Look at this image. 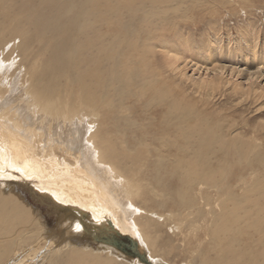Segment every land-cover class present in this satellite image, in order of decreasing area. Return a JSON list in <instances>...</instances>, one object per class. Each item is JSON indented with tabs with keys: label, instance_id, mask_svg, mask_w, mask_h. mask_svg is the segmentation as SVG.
Instances as JSON below:
<instances>
[{
	"label": "bare ground",
	"instance_id": "1",
	"mask_svg": "<svg viewBox=\"0 0 264 264\" xmlns=\"http://www.w3.org/2000/svg\"><path fill=\"white\" fill-rule=\"evenodd\" d=\"M170 1L0 0V264H134L106 239L116 230L153 263L170 264L159 250L182 242L185 264H264L256 199L225 196L222 180L198 187L183 157L173 166L189 183L169 182L164 135L155 151L138 123V110L167 99L149 80L151 56L181 58L159 37L162 15L179 8Z\"/></svg>",
	"mask_w": 264,
	"mask_h": 264
},
{
	"label": "rangeland",
	"instance_id": "2",
	"mask_svg": "<svg viewBox=\"0 0 264 264\" xmlns=\"http://www.w3.org/2000/svg\"><path fill=\"white\" fill-rule=\"evenodd\" d=\"M175 2L179 8L166 10L162 21L159 20L164 24L167 17L168 22L159 37L169 40L168 49L179 50L182 59L177 60L179 66L171 65L159 54H153L155 68L151 67L148 74L155 88L165 92L167 99L162 107L147 106L138 110L139 120L135 119L134 112L129 113L130 117L134 116L132 119L151 132L148 139L155 134L150 142L153 150L160 147L157 141L164 135L163 144L169 145L164 153L170 157L164 176L169 182L174 174L179 181L189 183L188 168L173 166L180 157L187 158L196 162L198 187L202 181L206 183L203 188H207L222 180L225 196L256 199L250 207L256 214L264 215V0L170 1L172 5ZM128 103L132 108L130 100ZM242 143L243 149L239 147ZM193 188H190L191 196L198 204L200 194ZM162 189L165 188L155 190L162 193ZM202 196L210 194L203 190ZM140 205L147 211L152 209L148 204ZM172 206L176 208L177 204ZM46 211L43 216L48 226L58 227V220ZM114 233L122 235L121 241L124 237L127 242L134 238L119 230ZM106 235L113 238L109 233ZM92 243L99 242L92 239ZM176 244L181 248L178 253H166L168 249L163 248L160 254L170 264L192 261L188 252L180 251L187 247L182 242ZM110 245L124 258L138 260L134 264H147L137 255L125 254L120 246L112 242ZM34 263L38 264L39 259H34Z\"/></svg>",
	"mask_w": 264,
	"mask_h": 264
},
{
	"label": "water",
	"instance_id": "3",
	"mask_svg": "<svg viewBox=\"0 0 264 264\" xmlns=\"http://www.w3.org/2000/svg\"><path fill=\"white\" fill-rule=\"evenodd\" d=\"M108 233L113 235L112 236L113 238L108 237L106 239L108 241H111L112 243H114L116 246H120L127 254L133 255V256L137 255L140 259H144V260L150 262L149 264H160V263H153L150 260H148V254L146 253V251L142 252L140 250L137 242L134 239L130 238V241L126 243L124 241H121L120 237L118 235H115L114 232L113 233L108 232ZM117 234H119V233L117 232Z\"/></svg>",
	"mask_w": 264,
	"mask_h": 264
}]
</instances>
